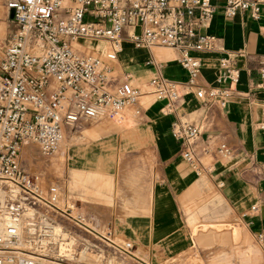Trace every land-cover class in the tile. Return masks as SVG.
<instances>
[{
  "label": "crops",
  "instance_id": "crops-1",
  "mask_svg": "<svg viewBox=\"0 0 264 264\" xmlns=\"http://www.w3.org/2000/svg\"><path fill=\"white\" fill-rule=\"evenodd\" d=\"M214 3L218 11L202 33L217 38L222 52L196 54L203 64L198 83L218 85L219 61L230 58L240 82L224 108L209 107L192 89L176 114L163 113L164 101L146 106L141 100V115L130 108L111 120L63 128L64 157L51 183L56 206L111 244L124 249L121 242L130 243L141 264H186L191 250L199 264H264V7L259 21L248 13L228 20L224 0ZM6 35L5 41L12 33ZM178 60L173 50L126 45L116 66L142 84L157 76L186 83ZM178 118L205 123L200 146L209 145L211 153L202 157L207 169L201 174L180 156L172 133ZM220 144L232 149L230 157L216 152ZM231 223L240 229H228ZM197 227L208 229L207 242Z\"/></svg>",
  "mask_w": 264,
  "mask_h": 264
},
{
  "label": "built area",
  "instance_id": "built-area-1",
  "mask_svg": "<svg viewBox=\"0 0 264 264\" xmlns=\"http://www.w3.org/2000/svg\"><path fill=\"white\" fill-rule=\"evenodd\" d=\"M3 2L9 16L14 10L15 30L0 62V182L12 184L67 216L56 206L57 187L50 186L45 195L40 178L23 166L25 143H34L43 155L51 156L63 143L65 126L111 120L130 108L141 115L144 96L166 102L163 113L172 115L184 93L192 89L209 107L220 108L238 91L240 69L230 58L219 61L218 85L200 87L198 83L203 64L196 54L222 52L217 38L202 33L218 11L214 0ZM263 7L264 0H224L223 15L231 20L248 13L259 21ZM126 45L136 50L176 51L188 74L187 82L157 76L141 87L126 73L118 76L116 65ZM259 75V87L264 89V65ZM205 129V123L192 125L180 118L172 124L180 156L198 174L207 169L202 157L211 153L209 145L200 146ZM216 152L228 158L232 149L220 144ZM11 210L18 217V207ZM19 241L18 227L0 216V264H58L21 253ZM126 246L131 248L130 243Z\"/></svg>",
  "mask_w": 264,
  "mask_h": 264
},
{
  "label": "rangeland",
  "instance_id": "rangeland-1",
  "mask_svg": "<svg viewBox=\"0 0 264 264\" xmlns=\"http://www.w3.org/2000/svg\"><path fill=\"white\" fill-rule=\"evenodd\" d=\"M7 12L5 3L0 0V62L7 42L4 37L15 30V25L11 18L8 17ZM154 50L157 51V48ZM116 69L117 71L119 70L118 76L124 75L118 66H116ZM134 85L143 86L138 80L134 82ZM142 100L144 102L142 104L146 106L152 101H157L153 97H145ZM63 157V143L60 149L51 156L43 155L38 146L31 142L25 143L21 152L23 166L30 174L40 178L41 187L45 195L54 178L59 174L61 168L60 160ZM1 183L5 187L12 186L18 191V197L4 202L2 209H0V214L5 218L12 212V210L10 211L12 207H20L17 214L20 219V245L18 247L21 253L58 264H141L132 257L129 249H127V243L121 242L124 247V249H121L92 234L72 217L38 201L33 196L8 182ZM24 204L29 205L30 211L28 212L30 213L25 212ZM59 207L64 210L61 204ZM72 216L75 217L76 215ZM27 222L32 225L33 231H29L25 226ZM193 222L195 221L193 220ZM54 226L58 227L55 228ZM199 228L197 227L193 230L195 231ZM227 228L240 229L236 223L229 224ZM199 230L202 231L201 236H204L207 242L210 234L208 229L200 228ZM212 235L217 236V233L213 232ZM104 236L114 240L108 234H104ZM197 238H200V235ZM189 254L191 258L186 264H199V261L193 258L195 250L189 251ZM165 264H173V262L168 261Z\"/></svg>",
  "mask_w": 264,
  "mask_h": 264
},
{
  "label": "bare ground",
  "instance_id": "bare-ground-1",
  "mask_svg": "<svg viewBox=\"0 0 264 264\" xmlns=\"http://www.w3.org/2000/svg\"><path fill=\"white\" fill-rule=\"evenodd\" d=\"M91 49V48H90ZM122 52V51H121ZM120 52V53H121ZM120 55V54H119ZM18 197V191L12 187V186H9V187H5L1 182H0V209H2V205L4 204L5 201L7 200H12L13 198H16ZM24 210L25 212H28L30 211V207L29 205H25L24 204ZM20 208V207H18ZM30 213V212H28ZM0 216L2 217V215L0 214ZM4 217V216H3ZM5 220L9 223V224H12L14 223L16 225V227H18V229L20 230V225H19V221L20 219L13 215V213L10 212V214H8L7 216H5ZM29 231H33V229L31 228V224H29L28 222L26 223L25 225ZM55 227V226H54ZM58 227V226H57ZM55 227V228H57ZM53 228V227H52ZM54 232V231H53ZM57 233V232H56ZM20 245V241L18 243Z\"/></svg>",
  "mask_w": 264,
  "mask_h": 264
},
{
  "label": "water",
  "instance_id": "water-1",
  "mask_svg": "<svg viewBox=\"0 0 264 264\" xmlns=\"http://www.w3.org/2000/svg\"><path fill=\"white\" fill-rule=\"evenodd\" d=\"M10 18H11V20H13V18H14V10L10 11Z\"/></svg>",
  "mask_w": 264,
  "mask_h": 264
}]
</instances>
